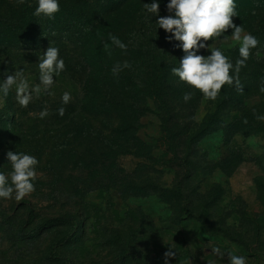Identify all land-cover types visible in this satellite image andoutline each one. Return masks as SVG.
Segmentation results:
<instances>
[{"label": "rangeland", "instance_id": "374dc122", "mask_svg": "<svg viewBox=\"0 0 264 264\" xmlns=\"http://www.w3.org/2000/svg\"><path fill=\"white\" fill-rule=\"evenodd\" d=\"M94 2L105 11L82 53L61 27L37 45L0 47V83L20 69L39 83L50 42L66 65L52 94L26 108L14 90L0 93V172L11 171L9 150L39 160L33 193L0 198V264H164L170 247L169 264H228L229 251L264 264V0H235L233 22L259 46L239 72L243 91L225 85L214 101L172 74L184 53L146 15L153 0ZM168 2L159 0L160 16ZM231 32L216 46L235 64Z\"/></svg>", "mask_w": 264, "mask_h": 264}, {"label": "clouds", "instance_id": "9594fccd", "mask_svg": "<svg viewBox=\"0 0 264 264\" xmlns=\"http://www.w3.org/2000/svg\"><path fill=\"white\" fill-rule=\"evenodd\" d=\"M24 2L25 0H17L20 4ZM166 8L169 15L160 16L159 0L143 3L146 15L157 17L155 21L158 28L170 34L167 36L168 41L171 42L174 39L180 42L176 47H179L184 55L179 59V66L171 68L172 74L190 89L199 91L204 98L209 100H216L225 85L242 92L243 86L239 79V72L242 67L246 66L251 50L258 48L259 40L246 32L242 25L237 26L233 22V17L238 16L235 0H169ZM59 11V0H37L33 15L52 20ZM229 29L232 30L231 39L239 42L240 59H237L235 64L220 47L216 46L228 40L226 33ZM109 38L112 45L124 52L127 51L128 45L117 36L109 33ZM201 50H207L211 54L202 55ZM59 53V48L52 46L50 42L47 50L39 55L37 63L39 83L37 84H31L21 69L16 70L14 74L5 71L6 78L0 83L2 96L6 98L9 92L14 90L16 102L20 107L26 108L34 98H39L44 94L51 95L55 77L66 68ZM256 56L259 58L260 53L257 52ZM130 67L131 65L125 61L123 65L116 64L112 72L118 75L123 68ZM192 96L193 91L185 92L184 102L187 103ZM61 99L62 103L67 105L72 99L71 93L64 92ZM57 111L58 115L63 116L65 108L61 107ZM48 115L47 107L39 113L41 119ZM256 118L264 121V116L257 115ZM7 160L11 165V171L7 174L0 172V198H14L16 201H21L35 191L33 181L37 179L36 168L39 160L35 156L11 150L7 152ZM212 253L219 256L221 260L225 255L219 247L213 248ZM176 255L177 253L170 247L164 253V264H169V259ZM208 264H215V262L208 261ZM228 264H247V257L229 251Z\"/></svg>", "mask_w": 264, "mask_h": 264}, {"label": "trees", "instance_id": "16d2710c", "mask_svg": "<svg viewBox=\"0 0 264 264\" xmlns=\"http://www.w3.org/2000/svg\"><path fill=\"white\" fill-rule=\"evenodd\" d=\"M95 0H59L60 11L52 20L33 15L37 0H0V47L37 45L43 34L55 31L54 28H69L72 38L80 41V53L85 38L93 34V28L100 13L105 11V5ZM68 29V30H69Z\"/></svg>", "mask_w": 264, "mask_h": 264}]
</instances>
